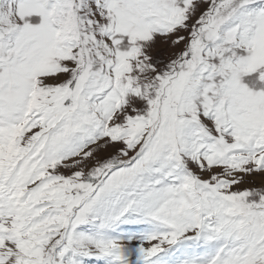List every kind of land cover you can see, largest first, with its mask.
Listing matches in <instances>:
<instances>
[{"label": "snow or ice", "instance_id": "1", "mask_svg": "<svg viewBox=\"0 0 264 264\" xmlns=\"http://www.w3.org/2000/svg\"><path fill=\"white\" fill-rule=\"evenodd\" d=\"M0 264H264V0H0Z\"/></svg>", "mask_w": 264, "mask_h": 264}]
</instances>
